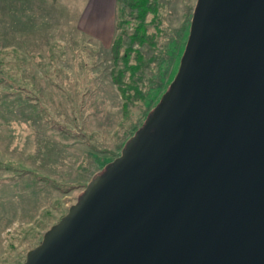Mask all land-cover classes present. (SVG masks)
Returning a JSON list of instances; mask_svg holds the SVG:
<instances>
[{"label":"water","instance_id":"95a60500","mask_svg":"<svg viewBox=\"0 0 264 264\" xmlns=\"http://www.w3.org/2000/svg\"><path fill=\"white\" fill-rule=\"evenodd\" d=\"M20 264H264V0H197L177 71Z\"/></svg>","mask_w":264,"mask_h":264},{"label":"rangeland","instance_id":"374dc122","mask_svg":"<svg viewBox=\"0 0 264 264\" xmlns=\"http://www.w3.org/2000/svg\"><path fill=\"white\" fill-rule=\"evenodd\" d=\"M196 1L156 0L148 42L123 37L142 60L122 106L114 0H0V264L23 262L120 155L177 71Z\"/></svg>","mask_w":264,"mask_h":264},{"label":"trees","instance_id":"16d2710c","mask_svg":"<svg viewBox=\"0 0 264 264\" xmlns=\"http://www.w3.org/2000/svg\"><path fill=\"white\" fill-rule=\"evenodd\" d=\"M115 3V29L118 30L114 34L110 44L111 61L115 66L118 61L122 64L120 69L110 70L111 80L117 85L120 97L124 100L122 106H125L130 99V82L122 79L124 72L131 76L140 66L142 56L138 49L127 45L122 48V40L125 36L129 44L136 43L142 45L148 42L146 33L148 23L147 16L154 17L157 10L156 0H114ZM132 21L131 30L126 32V25ZM122 48V50H120ZM132 58L134 63H129ZM135 90L139 93L137 88Z\"/></svg>","mask_w":264,"mask_h":264}]
</instances>
